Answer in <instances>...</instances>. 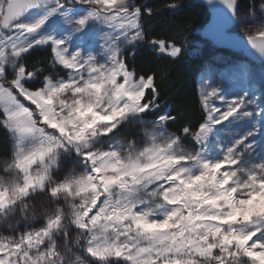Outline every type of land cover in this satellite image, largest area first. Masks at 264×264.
<instances>
[{
    "label": "snow or ice",
    "instance_id": "snow-or-ice-1",
    "mask_svg": "<svg viewBox=\"0 0 264 264\" xmlns=\"http://www.w3.org/2000/svg\"><path fill=\"white\" fill-rule=\"evenodd\" d=\"M264 64V0H204ZM168 8L175 11L177 4ZM138 0H0V264H264V72L201 76L202 119L180 125ZM37 47L66 77L29 67Z\"/></svg>",
    "mask_w": 264,
    "mask_h": 264
},
{
    "label": "trees",
    "instance_id": "trees-1",
    "mask_svg": "<svg viewBox=\"0 0 264 264\" xmlns=\"http://www.w3.org/2000/svg\"><path fill=\"white\" fill-rule=\"evenodd\" d=\"M141 5L151 7L154 15H145V30L149 39H165L174 41L187 49V54L180 58H171L161 54L148 43L137 49L134 65L138 74L155 73L162 102L168 110L179 113L180 125L184 123L195 126L202 119V109L198 92V76L204 53L194 50L190 43L201 39L200 31L209 21L208 8L199 0H138ZM174 3L178 8L173 11L167 5ZM248 6V0H240V4ZM51 51L47 47H37L27 57L29 67H43L54 76L65 72L60 66L52 69ZM11 144L3 128H0V158L8 154ZM2 167V165H0ZM2 174V172H0Z\"/></svg>",
    "mask_w": 264,
    "mask_h": 264
},
{
    "label": "rangeland",
    "instance_id": "rangeland-1",
    "mask_svg": "<svg viewBox=\"0 0 264 264\" xmlns=\"http://www.w3.org/2000/svg\"><path fill=\"white\" fill-rule=\"evenodd\" d=\"M243 9H247L245 3L241 4ZM234 31L245 37V33L239 28L234 27ZM190 46L194 50H199L204 53L203 62L200 66L198 76V87L202 75L210 77V83L215 86L217 84H229L228 77L235 71H238L242 65H247L250 71L259 78L264 72V64L253 63L243 52H234L228 49H218L210 41L199 39L192 41ZM158 51V50H157ZM65 70V69H64ZM67 70L61 74L66 77Z\"/></svg>",
    "mask_w": 264,
    "mask_h": 264
},
{
    "label": "water",
    "instance_id": "water-1",
    "mask_svg": "<svg viewBox=\"0 0 264 264\" xmlns=\"http://www.w3.org/2000/svg\"><path fill=\"white\" fill-rule=\"evenodd\" d=\"M200 3L204 4L209 12L210 19L207 24L202 28L201 36L206 40L212 41L217 47L223 49H230L235 52L243 51V53L252 61L260 63V60L257 58L250 46L246 44L241 46L240 41L244 39V36L237 34L232 29L234 26H221L215 30V32H210V24L214 20V14L211 9L205 4L204 0H199Z\"/></svg>",
    "mask_w": 264,
    "mask_h": 264
}]
</instances>
